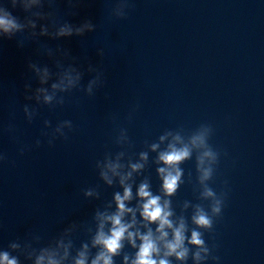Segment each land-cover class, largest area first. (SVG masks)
<instances>
[{
	"label": "water",
	"instance_id": "95a60500",
	"mask_svg": "<svg viewBox=\"0 0 264 264\" xmlns=\"http://www.w3.org/2000/svg\"><path fill=\"white\" fill-rule=\"evenodd\" d=\"M113 3L79 0L76 15L67 16L68 6L59 0L61 19H92L97 30L83 38L44 37L41 42L68 49L82 68L89 61L99 64L106 84L94 97L74 90L62 108L40 106L31 124L22 106L34 101H25L23 86L38 84L27 63L53 67L52 61L37 54L36 43L21 48L16 39L0 40V151L8 156L0 164V250L30 232L43 237V246L72 222L91 223L95 209L105 208L113 192L122 191L118 184L103 185L95 169L106 152L120 150L114 144L120 127L128 130L130 152L138 153L144 141H154L165 129L191 130L211 123L210 143L227 152L211 182L217 191L227 182L228 189L223 216L215 225V254L219 264H264V0H132L126 19L109 20ZM13 14L25 15L19 9ZM97 48L104 50L102 61ZM46 119L53 126L72 120L69 139L48 146L41 136ZM9 123L20 144L33 145L39 138L41 146L21 156L20 144L5 131ZM182 167L186 183L173 198L174 206L184 200L199 202L193 191L194 159ZM189 172L193 184L187 183ZM144 174L151 176L157 192L155 166ZM97 186L100 199H85L83 190ZM74 239L79 247L88 236L81 231ZM205 239L213 243L207 233ZM125 251L135 249L126 243ZM21 262L30 264L23 257ZM116 264H123L122 257Z\"/></svg>",
	"mask_w": 264,
	"mask_h": 264
},
{
	"label": "clouds",
	"instance_id": "9594fccd",
	"mask_svg": "<svg viewBox=\"0 0 264 264\" xmlns=\"http://www.w3.org/2000/svg\"><path fill=\"white\" fill-rule=\"evenodd\" d=\"M64 2L68 6L65 15L75 16L73 9L79 0ZM58 3L59 0H4L0 3V40L16 39L17 46L21 48L26 43H36L37 54L51 60L55 69L38 61L29 60L27 63L28 71L38 84L35 88L31 82L23 86L25 101H34V105L24 103L22 106L28 124L37 118L40 106H47L49 110L62 108L66 96L74 90L94 97L106 84L105 71L99 64L89 61L82 68L79 58L71 55L68 49L59 45L53 48L41 42L44 37L49 40L83 38L97 30L98 25L92 19H83L79 23L61 19ZM131 8L132 0H114L108 19H126ZM16 9L25 14L23 18L13 14ZM96 54L102 61L104 50L97 48ZM86 75L90 78L85 83ZM135 110L133 108L129 113V121ZM111 118L113 121L116 119L115 116ZM74 128L70 119L60 120L54 126L51 120L46 119L41 136L47 138L51 147L57 139L67 141ZM5 131L20 144L12 123ZM213 135L211 123H201L191 130L183 127L165 129L154 141H144L143 150L131 153L133 144L128 130L120 127L114 138V144L120 150L106 152L95 162V169L103 185L118 184L122 191L113 192L112 200L105 208L95 209L90 224L72 222L43 246H40L43 237L36 232H30L23 241H10L7 248L0 250V264H22L21 257L30 264H116L117 257H122L123 264H173L174 261L175 264H188L189 259L192 264H208L209 261L219 264L220 256L215 254L218 248L214 242L215 225L223 216L228 189L227 182L220 191L214 189L211 182L221 156H227V152L213 147L210 143ZM41 144L39 138L33 145L20 144L19 154L22 156ZM150 154L155 155L150 158ZM193 159L196 173L193 191L197 193L199 202L184 200L174 206L173 198L186 183L182 165ZM7 161V154L0 151V164ZM150 165L155 166L160 181L157 192L152 189L151 176L144 174ZM138 177L143 178L137 183ZM187 183L193 184L191 172ZM98 188L84 189V198L99 200L101 193ZM133 201L134 206H130ZM189 209L190 217L186 215ZM81 231L87 234L88 239L76 247L74 237ZM206 233L213 243L206 241ZM126 243L135 252H126Z\"/></svg>",
	"mask_w": 264,
	"mask_h": 264
}]
</instances>
